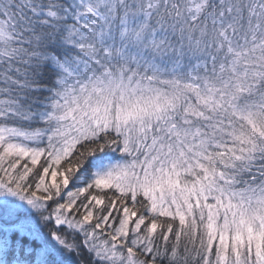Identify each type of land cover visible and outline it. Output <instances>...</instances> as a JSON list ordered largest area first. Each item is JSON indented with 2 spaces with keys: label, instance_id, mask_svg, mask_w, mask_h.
I'll use <instances>...</instances> for the list:
<instances>
[{
  "label": "snow or ice",
  "instance_id": "snow-or-ice-1",
  "mask_svg": "<svg viewBox=\"0 0 264 264\" xmlns=\"http://www.w3.org/2000/svg\"><path fill=\"white\" fill-rule=\"evenodd\" d=\"M0 264H264V0H0Z\"/></svg>",
  "mask_w": 264,
  "mask_h": 264
}]
</instances>
